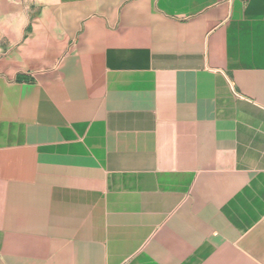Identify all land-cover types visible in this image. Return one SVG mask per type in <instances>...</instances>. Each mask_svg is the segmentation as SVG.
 Masks as SVG:
<instances>
[{
    "label": "crops",
    "instance_id": "0c3cea01",
    "mask_svg": "<svg viewBox=\"0 0 264 264\" xmlns=\"http://www.w3.org/2000/svg\"><path fill=\"white\" fill-rule=\"evenodd\" d=\"M0 264H264V0H0Z\"/></svg>",
    "mask_w": 264,
    "mask_h": 264
},
{
    "label": "trees",
    "instance_id": "16d2710c",
    "mask_svg": "<svg viewBox=\"0 0 264 264\" xmlns=\"http://www.w3.org/2000/svg\"><path fill=\"white\" fill-rule=\"evenodd\" d=\"M18 79L20 80L21 78L19 77Z\"/></svg>",
    "mask_w": 264,
    "mask_h": 264
}]
</instances>
